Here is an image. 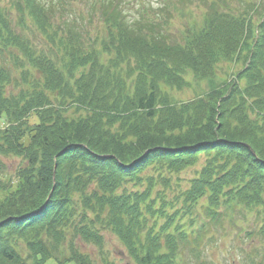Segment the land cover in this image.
Returning a JSON list of instances; mask_svg holds the SVG:
<instances>
[{
    "label": "trees",
    "instance_id": "16d2710c",
    "mask_svg": "<svg viewBox=\"0 0 264 264\" xmlns=\"http://www.w3.org/2000/svg\"><path fill=\"white\" fill-rule=\"evenodd\" d=\"M197 1L201 20L173 39L120 0H86L106 32L96 48L61 17L66 0H0V155L20 159L0 171V264H98L83 244L117 264L104 231L133 264H186L195 206L264 210V0ZM188 74L207 90L179 101Z\"/></svg>",
    "mask_w": 264,
    "mask_h": 264
},
{
    "label": "rangeland",
    "instance_id": "374dc122",
    "mask_svg": "<svg viewBox=\"0 0 264 264\" xmlns=\"http://www.w3.org/2000/svg\"><path fill=\"white\" fill-rule=\"evenodd\" d=\"M3 1V0H2ZM7 2L8 0H4ZM51 3L55 0H41ZM63 18L68 23H75L77 29L81 31L85 42L100 47L101 39H105V29L99 18L98 12L90 11L89 3L86 0H66ZM121 7H124L130 22L139 21L153 22L159 24V31L167 34L169 38L179 39L180 31L186 26L201 20V10L197 0H120ZM232 4H237L232 1ZM55 18V22L60 21ZM73 21V22H72ZM18 29V28H17ZM33 43L44 46L45 40L35 25L30 20L26 21L23 28ZM232 65L222 63L218 68L220 77H227ZM238 69L234 66L232 71ZM190 85L182 91H172L173 96L179 101H187L195 98L198 94L207 90L204 81H197L191 74L187 75ZM20 159L13 156L0 155V171L15 176ZM195 168L180 171L172 176L173 180L179 184H187V179L194 176ZM204 202L203 200L201 201ZM198 204L191 214L185 216L182 221L186 222L188 230H192L195 235L202 234V242L199 246H194V253L191 245L187 246L182 256L185 263L196 264L203 261L206 264H248L251 261L261 258L264 255V237L258 231L264 222V210L255 208L249 210L244 206H232L229 208L220 207L216 217L208 216L203 206ZM191 222V226H189ZM103 255L117 264H133L126 253L124 246L109 231H104ZM86 252L92 254L98 264V249L92 245L83 244ZM43 264H59L55 259L50 258ZM64 264H76L68 261Z\"/></svg>",
    "mask_w": 264,
    "mask_h": 264
}]
</instances>
